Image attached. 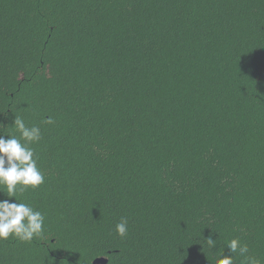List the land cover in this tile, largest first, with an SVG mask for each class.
Segmentation results:
<instances>
[{"label": "trees", "instance_id": "trees-1", "mask_svg": "<svg viewBox=\"0 0 264 264\" xmlns=\"http://www.w3.org/2000/svg\"><path fill=\"white\" fill-rule=\"evenodd\" d=\"M15 116L44 233L0 264H218L235 237L264 259V0H0L6 139Z\"/></svg>", "mask_w": 264, "mask_h": 264}, {"label": "clouds", "instance_id": "clouds-1", "mask_svg": "<svg viewBox=\"0 0 264 264\" xmlns=\"http://www.w3.org/2000/svg\"><path fill=\"white\" fill-rule=\"evenodd\" d=\"M45 123L53 124L54 120L49 117ZM13 125L20 136L0 135V192L6 193L14 200H0V241L9 240L11 237L25 243H32L44 233L45 215L33 206L19 202L18 193H23L28 188L37 189L45 183V175L38 167L34 148L30 145L39 142L42 138L41 129L38 126H26L23 118L15 116ZM120 237L128 235V223L121 218L115 226ZM209 249L216 247V239L211 236L204 239ZM229 255L221 253L218 264H264V259L250 254L247 243L238 237L226 242Z\"/></svg>", "mask_w": 264, "mask_h": 264}, {"label": "water", "instance_id": "water-1", "mask_svg": "<svg viewBox=\"0 0 264 264\" xmlns=\"http://www.w3.org/2000/svg\"><path fill=\"white\" fill-rule=\"evenodd\" d=\"M93 263L94 264H107L108 259L105 257H100V258L95 259Z\"/></svg>", "mask_w": 264, "mask_h": 264}]
</instances>
